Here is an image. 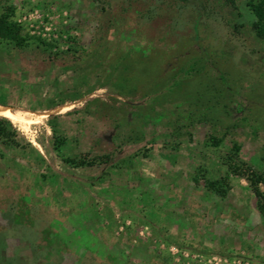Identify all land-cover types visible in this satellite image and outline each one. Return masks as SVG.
Masks as SVG:
<instances>
[{
  "label": "rangeland",
  "instance_id": "rangeland-1",
  "mask_svg": "<svg viewBox=\"0 0 264 264\" xmlns=\"http://www.w3.org/2000/svg\"><path fill=\"white\" fill-rule=\"evenodd\" d=\"M3 14L26 39L0 41V117L15 132L0 140V250L10 260L264 264V216L232 172L264 157V40L247 0H0ZM221 75L230 87L217 111L230 101L232 115L218 114L216 127L235 125L240 163L231 137L208 144L206 123L178 147L168 138L174 113L190 118L198 94L210 99L207 84L225 89ZM74 108L52 122L56 137L48 119ZM83 158L97 161H65Z\"/></svg>",
  "mask_w": 264,
  "mask_h": 264
},
{
  "label": "trees",
  "instance_id": "trees-1",
  "mask_svg": "<svg viewBox=\"0 0 264 264\" xmlns=\"http://www.w3.org/2000/svg\"><path fill=\"white\" fill-rule=\"evenodd\" d=\"M247 2H248V6L250 7V10L256 16V19H257V21L253 25L255 35L257 38L264 40V0H247ZM197 19L198 20L196 21L194 26H195L196 32H199V26L201 25V18H197ZM21 32H22V28L20 27V25L11 21L10 18L8 17V15L3 14L0 16V41H7L8 43L14 45L15 47H21L26 42V39L23 35H21ZM195 36L198 37L196 34V35H194L193 39H195ZM176 43H177V41H175V43L171 44V45H173V46H171V48H175ZM177 45H179V44H177ZM200 51L202 52V49ZM174 63H176V62H174ZM174 67H175V65H174ZM174 67H171V68L174 69ZM213 70L216 71V69H213ZM220 78L223 81L222 84H223L224 88H225L226 83L228 84V87H230V83L228 82L226 76L221 75ZM179 83L180 82H177V80L175 81V78L173 79V84L177 85ZM204 89L201 91L203 92ZM205 90H206V92L211 93V94H209V95H211L210 99L208 101H205L203 99L204 98L202 95L203 93L198 94L199 96H197V98H195L193 106L191 107V108H193V109H191L193 111V114H192V116H190V118L187 117V119H186L185 115H180V113H174L173 117L170 118V119H172V121L171 122L167 121L168 124L171 125V129L173 130V131H171V133H169L171 136L168 138L171 140L170 141L171 143H176L175 147H178L180 142H182L181 138H182V136H184V134L190 135V132H188L189 130L188 131L186 130V129H190V127L194 128L195 126L204 125V123H206V126H207L206 138H207L208 144H211L213 146H218L219 144L223 143L225 140H228V137H231L230 135L232 134L231 133L232 130L236 129L235 125H233V126L228 125V127L223 126V127H219V128L216 127L217 124H221V117H217L218 114L222 113V115H223V114L228 113V116L232 115L230 113L231 112L230 101L228 103V111H225V112H222L221 110L217 111V108L221 105V103L226 102L224 100H225V97L227 96V94H226L227 89L225 88L224 90L223 89L218 90V89H214V87H211L209 84H207ZM228 93H230L229 89H228ZM112 99L114 101L118 100L116 97H113ZM170 99L174 100V103L175 102L181 103V100H177L174 98H170ZM71 103H74V102H70V103H66V104H62V105H57L53 108H57V107H60L63 105L71 104ZM161 104H163V103H161ZM121 105H122L121 106L122 108H120V109L121 110L123 109L124 112H127L128 108L133 109L136 107V106L128 105L126 103H123ZM3 106H6V105H3ZM158 106H160L159 102L154 103L155 108ZM116 107H114V109H113L114 112L116 111V109H115ZM53 108H51V109H53ZM209 108L213 109L214 111H211V109H209ZM215 108H216V111H215ZM13 110L16 113H19L14 108H13ZM198 111H200V112L203 111L204 113L198 114ZM77 112H78V109L74 108V109L68 111V113L61 114V115H53L50 117V119H48V122L51 125L54 120L63 119L67 115L74 114ZM19 114H21V113H19ZM139 121L141 122L142 119H140ZM126 122L129 125V127H128L129 129H131L132 127H135L134 126L135 124L133 121L126 119ZM11 123H12L11 120L0 117V140L2 138L12 140V138L15 136V132L13 131V129L9 128L10 125L12 126ZM115 126L117 127L116 129L120 128L119 123L116 124ZM51 127H52L54 134L57 137L58 136L57 125L53 124V125H51ZM131 132H134V131L132 130ZM143 134L144 133H139L140 136H143ZM140 136H138L136 139L134 138V139H130V140L131 141L132 140L133 141H135V140L139 141V140H141ZM190 138H192L191 135H190ZM62 143H64L63 139L56 146L57 151H60L61 147L59 145ZM230 143H231V150H232L231 151V159H234L237 163H240L241 160H240L239 154L241 151V145L239 142L235 141V137H231ZM2 144H4V143L2 142ZM0 158L1 159L5 158V155L3 152L0 153ZM98 160H101L103 162H107L110 160V155H104V156L100 157ZM261 160H262V162L258 163L257 165H254V166H250V165L247 166L246 163H243L244 165L247 166V169H248L247 174L242 172V167H240V166H236L235 168L233 167L232 172L235 175H242V176H245V178H247V180L250 183V186L252 188L253 193L255 194V196L258 199V207L264 216V191L261 189V186L264 187V166H262V165L259 166L260 164L264 163V157H262ZM65 161L69 164L93 165L94 163H96L97 159L91 160V161L86 159V158H83L81 160L65 159ZM208 189L210 190V192H212L216 195H219L221 197H225L227 195L226 188L219 181H210L208 183ZM1 242L5 244V239L3 238V241H1V237H0V243ZM4 244H0V247L1 246L4 247L3 246ZM4 252H5V248H4V250H0V264H14V263L21 264L20 262H22V260L20 258L16 257V258H13L10 260V258L7 257Z\"/></svg>",
  "mask_w": 264,
  "mask_h": 264
},
{
  "label": "bare ground",
  "instance_id": "bare-ground-1",
  "mask_svg": "<svg viewBox=\"0 0 264 264\" xmlns=\"http://www.w3.org/2000/svg\"><path fill=\"white\" fill-rule=\"evenodd\" d=\"M0 109H7V108H1L0 107ZM6 114H9L10 116H15L16 115L14 112L10 111V109L7 111Z\"/></svg>",
  "mask_w": 264,
  "mask_h": 264
},
{
  "label": "built area",
  "instance_id": "built-area-1",
  "mask_svg": "<svg viewBox=\"0 0 264 264\" xmlns=\"http://www.w3.org/2000/svg\"><path fill=\"white\" fill-rule=\"evenodd\" d=\"M235 264H249V263H242V261H238L237 263Z\"/></svg>",
  "mask_w": 264,
  "mask_h": 264
},
{
  "label": "crops",
  "instance_id": "crops-1",
  "mask_svg": "<svg viewBox=\"0 0 264 264\" xmlns=\"http://www.w3.org/2000/svg\"><path fill=\"white\" fill-rule=\"evenodd\" d=\"M76 221H78V220H76ZM82 226V225H81Z\"/></svg>",
  "mask_w": 264,
  "mask_h": 264
}]
</instances>
